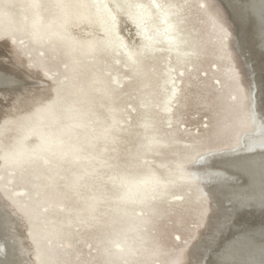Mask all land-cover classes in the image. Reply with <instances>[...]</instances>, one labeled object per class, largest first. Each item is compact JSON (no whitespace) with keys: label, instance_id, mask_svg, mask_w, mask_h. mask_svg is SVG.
Here are the masks:
<instances>
[{"label":"bare ground","instance_id":"bare-ground-1","mask_svg":"<svg viewBox=\"0 0 264 264\" xmlns=\"http://www.w3.org/2000/svg\"><path fill=\"white\" fill-rule=\"evenodd\" d=\"M2 1L0 38L7 37L5 35L13 39L27 38L28 53L33 51L34 64L33 71L25 72L22 59L26 50L21 49L20 54L15 50L14 55L9 48L12 67L8 72L0 68V90L6 89L3 86L8 84H19V72L34 83L38 82L35 76L46 67L38 55L40 48L47 49L56 60L64 59L67 79L59 89L46 85L42 90H35L33 86L25 89V94L14 97L16 103L10 110H5L6 113L12 112L11 115H4L0 121V169L9 167L21 171L37 163L35 173L42 180L63 177L69 195L80 200L83 206L75 210L73 219H60L44 212L39 204L43 201L48 206H59L63 196L56 198L42 194L39 203L19 206L16 203L20 191L8 192L0 183V252L4 256L0 264L53 263L56 249L51 240L67 233L72 221L78 218L86 226L89 221L113 223L124 218L128 220L123 227L124 234L140 223L141 218L134 214L135 209L148 207L154 198L169 194L176 186L182 184L184 187L186 182L196 184L200 186L199 193L207 196L200 179L205 173L209 174L206 182L212 183L213 201L217 206L206 233L190 247L189 264H264V230L232 225L235 209L243 210L248 206L264 209V130H261L264 121L258 109L252 107L254 121H251V129L249 127L242 135L237 146L208 153L203 150V154L193 155L189 162L175 163L171 170L165 169L162 163L160 172L148 167L140 174L118 172L119 166L114 160L118 154L119 134L125 129L120 125L121 114L114 95V80L118 73H113V80L109 81L97 59L104 56L113 66L122 58L129 72L135 75L144 70L140 69L144 58L156 54L158 42H164L178 63L183 59L184 51L194 50L197 38L188 32L180 34L167 11L163 12L158 25L152 11L145 9L142 3L137 5L138 13H132L126 0ZM216 1L223 5L215 3L230 27H238L234 47L244 63L246 76L250 77L253 73L247 67L250 62L245 50L238 43L239 34L243 30L241 23L246 24L244 18L252 14L257 19L252 36L256 38L258 48L264 51V0H230L236 6L237 22L228 19L225 6L228 0ZM89 58L94 60L89 62ZM2 64L0 58V66ZM93 64L97 66L90 68ZM252 82L253 106L257 85L255 80ZM144 86L141 92L149 90ZM140 100L147 101L146 97ZM103 109H110L108 118L104 117ZM246 137L249 140L243 146ZM144 148L154 151L158 146L150 141ZM215 153L218 155L211 163L197 167ZM106 159L108 165L104 162ZM185 167L191 173L182 172ZM104 172L107 174L103 175ZM235 175H242L245 179L232 183L225 178ZM81 211H84L83 217H80ZM24 220L28 225L27 234L22 231ZM228 227L233 228V234L212 256L209 255ZM257 235H262V240L255 241ZM141 236L136 230L131 238L119 242L118 249H115L118 258H134ZM32 251L35 256L31 261ZM178 260L175 264H183Z\"/></svg>","mask_w":264,"mask_h":264},{"label":"rangeland","instance_id":"rangeland-1","mask_svg":"<svg viewBox=\"0 0 264 264\" xmlns=\"http://www.w3.org/2000/svg\"><path fill=\"white\" fill-rule=\"evenodd\" d=\"M126 1L132 13H138L137 5L142 3L145 9L152 11L158 25L161 24L159 21L163 12H169V19L176 22L178 32L194 35L197 45L193 51H184L183 59L177 63L173 52L164 46V42H158L156 54L144 58L140 67L144 69L143 74L141 70L135 75L130 73L122 58L112 62L115 64L113 66L109 65L110 60H105L104 56L97 59L103 65L101 69L109 81L113 80V73H118L114 80V95L121 114L120 125L125 128L119 134L118 154L114 159L119 166L118 172L140 174L146 167L151 171L160 172L162 163L165 169L171 170L175 163L189 162L193 155L203 154V150L208 153L237 146L254 121L250 93L253 80L257 85L254 95L258 101L261 100L258 110L264 121V78L257 67L260 58L246 40L238 42L241 49L245 50L247 61L250 62L247 67L253 73L250 77L246 76L244 63L234 47L238 27H234L232 23L233 27H230L223 11L215 4L220 2ZM2 4L3 1L0 0V5ZM5 36L7 37L0 38L1 44L5 43L0 44V58L4 63L1 70L8 72L12 67L10 51L15 55V50L20 54L22 49L26 50L22 59L26 68L22 66L23 70L33 71V51L28 53L30 48L26 42L27 38L19 36L13 39L11 36ZM38 55L46 64L45 70L35 76L38 82L31 80L32 84L0 90V107H3L0 108V121L4 115H11L12 112L6 113L5 110H10L16 103L14 97L17 94H25V89L33 86L35 90H42L46 85L51 89H59L67 79L63 58L56 60L45 48H40ZM91 60L94 58L88 59L89 62ZM244 60L246 62L245 58ZM95 66L97 64L89 67ZM143 84L145 88L148 86L150 93L141 92ZM171 93H174L173 97L170 96ZM141 97H146L147 101H141ZM109 110H102L105 118L109 117ZM248 140L249 137H246L243 146ZM150 141L158 146L157 151L145 150V144ZM108 161L104 160L106 165L109 164ZM36 167L38 168L37 163L24 167L21 171L9 167L0 169L2 187L8 192L20 191L17 193L16 203L19 206L39 203L38 199L42 194L56 198L63 196V202L59 206H48L46 202L41 201L39 207L57 218L73 219L75 210L83 206L82 202L71 196L72 194L69 195L62 182L63 177L42 180L35 173ZM184 171L191 173L187 167L182 169V172ZM106 174L107 172L103 173ZM225 178L232 183L241 182L237 176ZM183 184L184 187H181V184L180 187L171 189L169 194L154 198L148 207L135 209L134 214L141 218L140 223L124 234L123 227L128 222L124 218L113 223L89 221L87 226L81 218L74 219L67 233L57 240H51L56 249V258L54 257L51 264H175L178 259L183 264H189L190 247L199 241V236L202 237L206 233L214 220L217 205L213 201L214 197L210 195L208 200L207 196L199 193L200 186L191 183L196 186L194 187L188 182ZM204 188L208 193L207 188ZM83 213L84 211H81L80 217H83ZM233 224L264 230V209L258 210L252 206L243 210L235 209ZM136 230L142 235L137 248L139 252L136 251L134 258H118L115 249H118L119 242L131 238ZM22 231L28 233L26 222ZM228 239L229 234H221L219 237L222 243ZM34 256L35 252L32 251L31 261Z\"/></svg>","mask_w":264,"mask_h":264},{"label":"water","instance_id":"water-1","mask_svg":"<svg viewBox=\"0 0 264 264\" xmlns=\"http://www.w3.org/2000/svg\"><path fill=\"white\" fill-rule=\"evenodd\" d=\"M229 1V2H228ZM228 1H226L225 2V6H226V10H227V12H228V15H229V19L230 20H233V21H235V22H237L238 21V17H237V15H236V11H235V8H236V6L233 4V2L232 1H230V0H228ZM234 1V0H233ZM247 17L248 18H244L245 19V21H246V24H243V23H241V25H242V32L239 34V41H244V40H246L248 43H249V45L254 49V51L256 52V54H258V58H260V62H258V64H257V67H258V69H260L261 70V73H262V76H263V78H264V51H262V50H260L259 48H258V46L256 45V38L255 37H253L252 36V30H253V27H254V24L256 25L257 24V19H255L254 18V16H252V14H251V16L249 15V14H247ZM237 35H238V33H237ZM6 46L8 47V48H10L9 46H8V44H6ZM260 63V64H259ZM0 68L1 69H3L4 67L3 66H0ZM19 74H20V77L19 78H21V81H20V83L19 84H15V85H5V86H3L4 88H8V89H11V87H17V85H21V84H30L31 82V80H29L27 77H26V74H24L23 72H19ZM32 84V83H31ZM0 86H2V85H0ZM254 104H253V108H254V110H257L258 109V107H259V104L261 103V100L260 101H258L256 98H254ZM263 128V127H262ZM261 130H264V128L263 129H261ZM260 130V131H261ZM236 149H234V150H232V152L231 153H234L233 151H235ZM217 155L218 154H210V156H208V158H207V160L205 161V162H202V163H198L197 165H201V166H206L205 164H207V163H211V161H213L214 159H215V157H217ZM230 174H233L232 172H230ZM220 176V175H219ZM235 176H237V175H235ZM240 180H244L245 179V177L244 176H242V175H238L237 176ZM209 178V174H206V175H203L202 177H200V179H201V181H202V183H204V186L207 188V190H208V193H207V196H208V199L209 198H211L210 197V195L212 196V197H214L213 196V193H215L214 191H213V188H212V183H210V182H206V179H208ZM219 206V205H218ZM259 210V209H258ZM212 217V216H211ZM229 228V227H228ZM223 234H229V237L233 234V228H229L226 232H224ZM262 235H257L256 236V239H255V241H259V240H262ZM226 242H221V240H219L218 241V245L217 246H215L214 247V252L215 251H217L220 247H222L224 244H225ZM214 253L213 252H210V254L209 255H213ZM2 258H4V256H2V254H1V252H0V259H2Z\"/></svg>","mask_w":264,"mask_h":264}]
</instances>
